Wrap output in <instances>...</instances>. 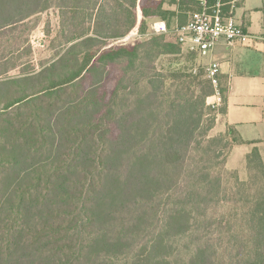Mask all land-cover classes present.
<instances>
[{
  "label": "trees",
  "instance_id": "obj_1",
  "mask_svg": "<svg viewBox=\"0 0 264 264\" xmlns=\"http://www.w3.org/2000/svg\"><path fill=\"white\" fill-rule=\"evenodd\" d=\"M185 3L0 0V30L54 6L63 9L62 42L74 43L0 86V264H106L135 246L117 226L149 213L162 218L160 231L131 264H172L182 237L191 239L183 264H264V140L246 142L233 127L210 134L226 89L219 84L213 109L202 70L159 73L155 60L182 50L174 37L108 47L136 27L137 8L142 31L155 20L172 30L186 21L166 6ZM14 83L20 90L7 96ZM142 86L147 93L127 106ZM243 144L253 148L240 179L226 161Z\"/></svg>",
  "mask_w": 264,
  "mask_h": 264
},
{
  "label": "rangeland",
  "instance_id": "obj_2",
  "mask_svg": "<svg viewBox=\"0 0 264 264\" xmlns=\"http://www.w3.org/2000/svg\"><path fill=\"white\" fill-rule=\"evenodd\" d=\"M172 1V0H166ZM176 3L179 4L176 0ZM169 11L177 14L181 23L187 21L190 12L195 10V6L192 3H185L183 8L178 10L175 6H166ZM63 9H58L54 6L42 8V10L26 16L21 22L13 24L0 30V86L6 87V83L11 80H18L20 77L29 75L32 73H38L43 67L48 65L56 57L62 55L71 45L62 42L61 35L64 31L61 28L62 18L60 12ZM137 25L132 29L125 37L118 40H111L108 43V47L117 45H131L135 43L143 42L153 35L150 34L147 25L144 24V30L140 29L142 19L140 10L137 8ZM188 16V17H187ZM85 18L82 17V21ZM80 21V20H78ZM87 26H84L85 29ZM77 32L83 29V25L79 26ZM169 37L173 36L169 35ZM128 38V40H125ZM77 52V49L75 50ZM195 55L182 49L177 55H164L155 60V68L163 75H170L173 73H192L200 74L198 64ZM197 68V72L193 73V68ZM202 79V78H200ZM18 83H14L6 88L7 96L17 94L20 90L16 88ZM166 86L170 84L167 80ZM147 88V87H146ZM144 86L139 88L138 96L129 98L127 106H131L133 102H136L137 97H141L147 93V89ZM165 90V89H164ZM214 93V91H213ZM214 95V94H213ZM214 99H208V103L214 102ZM12 112V110H11ZM207 122L200 124L199 129L196 132V144L203 141L202 132L206 128ZM195 144L194 152L191 154L192 158H197V145ZM242 176H240V173ZM240 178L245 179V170L238 171ZM163 209H168V201ZM146 219H139L134 216L129 222H126L123 227L117 226V232H121V235H125L130 232L135 239V246L129 250H126L124 254L114 256L106 264H131L133 259L141 253V249L146 246L147 241H154L156 239V232L160 231L162 218L156 219L152 213H149ZM163 233V231H162ZM171 242L172 240H168ZM190 242L188 237L178 238L173 244L172 250H174L177 256L171 255L172 264H183V261L187 260L190 256ZM169 250L159 249L158 253H168ZM171 259L168 260L171 261Z\"/></svg>",
  "mask_w": 264,
  "mask_h": 264
},
{
  "label": "crops",
  "instance_id": "obj_3",
  "mask_svg": "<svg viewBox=\"0 0 264 264\" xmlns=\"http://www.w3.org/2000/svg\"><path fill=\"white\" fill-rule=\"evenodd\" d=\"M232 7L233 17L249 35L248 40L244 43H236L233 47H228L220 41L207 57L196 60L202 64L217 62L219 84L226 89V112L224 115L216 116L210 134L222 135L226 133L228 127H233L246 142L262 141L264 140V0H237ZM209 99L214 98L212 96ZM252 148L251 144L233 146L226 161V168L237 172L245 170V157ZM261 156L264 161L262 149Z\"/></svg>",
  "mask_w": 264,
  "mask_h": 264
},
{
  "label": "built area",
  "instance_id": "obj_4",
  "mask_svg": "<svg viewBox=\"0 0 264 264\" xmlns=\"http://www.w3.org/2000/svg\"><path fill=\"white\" fill-rule=\"evenodd\" d=\"M195 4L197 10L191 13L183 25L168 29L162 20L150 23L149 32L153 36H173L175 41L187 52L195 55L196 59L207 57L213 48L223 41L228 47L236 43H244L249 35L236 23L232 4L237 0H176ZM125 40H128L126 38ZM198 68L204 73L214 91V102L210 106L215 109L221 105L219 89V64L211 61L206 64L197 62ZM197 68H193L196 73Z\"/></svg>",
  "mask_w": 264,
  "mask_h": 264
}]
</instances>
